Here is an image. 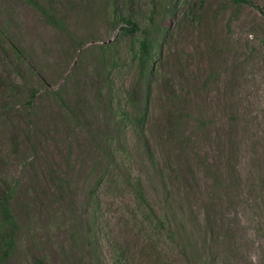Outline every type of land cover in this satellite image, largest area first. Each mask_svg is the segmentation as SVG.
I'll list each match as a JSON object with an SVG mask.
<instances>
[{"label":"rangeland","instance_id":"1","mask_svg":"<svg viewBox=\"0 0 264 264\" xmlns=\"http://www.w3.org/2000/svg\"><path fill=\"white\" fill-rule=\"evenodd\" d=\"M9 183L0 264H264V0H0Z\"/></svg>","mask_w":264,"mask_h":264},{"label":"trees","instance_id":"2","mask_svg":"<svg viewBox=\"0 0 264 264\" xmlns=\"http://www.w3.org/2000/svg\"><path fill=\"white\" fill-rule=\"evenodd\" d=\"M130 25V30L139 28V24L137 22H130ZM155 54L156 52L152 46V43L149 41V38L146 37L142 39L140 42V48L136 54V57L139 60L138 76L142 81L148 84H150L149 82L152 79V76L155 74L154 63L152 62ZM137 91L138 93H141V90ZM129 95L131 94L129 93ZM136 96V100L134 99V105L132 106L136 111L135 119L136 121L140 122L145 119V113L138 106V101L141 98L138 94ZM126 112L127 110H125V113ZM127 114L129 113L127 112ZM168 128L170 133L176 134L175 125L172 124V121L169 123ZM14 192L15 185L11 183L6 184L4 188H0V260L3 261L10 259L17 248L19 224L12 208V199ZM139 196L141 199H144V195L140 191ZM152 211L154 213V216L158 220L162 219L159 214L155 213L154 210ZM40 263L43 262L40 261Z\"/></svg>","mask_w":264,"mask_h":264}]
</instances>
